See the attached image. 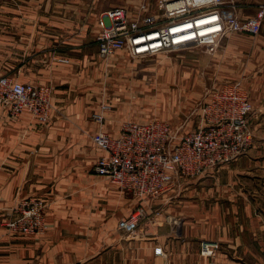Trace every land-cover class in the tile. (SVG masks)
I'll return each mask as SVG.
<instances>
[{"label":"crops","instance_id":"obj_1","mask_svg":"<svg viewBox=\"0 0 264 264\" xmlns=\"http://www.w3.org/2000/svg\"><path fill=\"white\" fill-rule=\"evenodd\" d=\"M236 1L244 16L264 3ZM110 8L93 2L86 11L81 0L0 3V76L52 89L45 124L0 106V264H264V18L256 39L229 33L209 55L218 84L240 81L247 93L252 146L205 176L140 199L93 172L102 154L91 139L99 101L75 80L71 52L90 34L99 56L97 19ZM121 120L107 112L102 130L117 136ZM30 198L45 203L41 235L6 226ZM139 205L147 220L136 237H126L117 223ZM201 240L219 243L212 259L199 255ZM158 246L164 255L153 253Z\"/></svg>","mask_w":264,"mask_h":264},{"label":"built area","instance_id":"obj_2","mask_svg":"<svg viewBox=\"0 0 264 264\" xmlns=\"http://www.w3.org/2000/svg\"><path fill=\"white\" fill-rule=\"evenodd\" d=\"M263 18L264 3L254 14L244 16L236 0H141L133 10L117 6L101 13L95 41L102 59L117 52L136 59L192 48L212 55L229 33L256 36ZM51 93L49 85L0 76V106L10 115L28 111L45 124L52 110ZM110 108L102 99L91 114L98 125L91 139L102 151L93 172L140 199L156 198L185 179L205 176L211 169L235 161L253 144L252 106L240 81L206 92L199 103L197 128L187 133L164 121H124L118 135L111 136L102 130ZM44 208L41 198L19 202L7 228L24 235L45 233ZM146 217L145 209L138 206L118 221L117 228L126 237H136ZM219 248L216 241L201 240L199 255L212 259ZM153 253L164 255L160 246Z\"/></svg>","mask_w":264,"mask_h":264},{"label":"rangeland","instance_id":"obj_3","mask_svg":"<svg viewBox=\"0 0 264 264\" xmlns=\"http://www.w3.org/2000/svg\"><path fill=\"white\" fill-rule=\"evenodd\" d=\"M56 1L50 0V5ZM81 1L87 11L93 2L102 9L120 6L133 10L141 0ZM8 2L10 0H0V3ZM37 3L45 5L47 0H37ZM256 38L253 36L252 39ZM71 54L75 58L76 83L88 87V91L95 90V101L105 99L111 107L108 112L121 117L120 125L124 121L158 120L168 122L182 133L194 131L198 125L200 101L206 92L219 85L220 70L215 65L210 67L211 57L202 48L136 59L117 52L102 59L97 56L89 34L83 49Z\"/></svg>","mask_w":264,"mask_h":264}]
</instances>
